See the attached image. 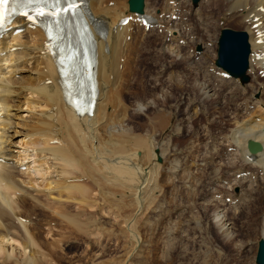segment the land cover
Segmentation results:
<instances>
[{
  "label": "bare ground",
  "instance_id": "obj_1",
  "mask_svg": "<svg viewBox=\"0 0 264 264\" xmlns=\"http://www.w3.org/2000/svg\"><path fill=\"white\" fill-rule=\"evenodd\" d=\"M87 1L89 14L106 28L105 36H95L98 97L92 114H77L66 100L57 70L58 65L54 54L46 49V37L42 29L24 18H17L12 25H18L20 31H15L14 28L0 41V264H59L62 251L70 247L69 243L73 242L74 237L92 235L88 228L90 223L96 221L92 216L97 212L105 215L112 210L122 218L131 241L138 242L139 232L135 226L137 217L142 209L146 208L151 196L157 192V174L159 176L167 165L163 167V163L157 160H166L162 141L179 134L176 122H172L170 112L166 109L146 116V127L143 131H137L130 125L129 116L135 112L144 114L147 106L135 100L127 112L122 92L128 83V77L124 74V63L132 48L127 40L131 33L130 25L133 23H130V20L125 24L119 22L121 18L130 15L121 9L126 1ZM210 1L201 0L200 4ZM225 2L226 8L222 15L232 14L240 17L250 44L247 70L249 79L240 83V86L237 85L240 88H236L242 94L250 91L252 96L234 105L236 113L228 112V119L233 124L223 134L225 148L229 151V167L226 171L236 180L235 194L240 201V194L245 190H257L259 196H264V0ZM211 3L212 6H217L222 1ZM190 5L192 6V3ZM125 6L127 7L126 3ZM201 7L199 6V11ZM158 10V14H151V20L156 19L152 25L156 24L159 31L164 23L167 24V39H179L180 35L175 28L180 27L170 25L176 18L173 8L166 5ZM197 12L196 10L195 14ZM210 18L208 16V19ZM146 32L142 33L141 37L150 36L152 33ZM216 39L217 37L214 40ZM186 44L188 45V41ZM193 46L190 45V48ZM204 46L206 47V44ZM187 48L189 49V45ZM159 49L163 53L167 52L182 59L184 57L180 55L178 48L163 42ZM207 59L209 58L205 59L208 62ZM22 71L27 74L18 73ZM203 81L198 83V87L201 96L207 100L213 94L214 88L211 83ZM13 97H18V100ZM155 104L162 105L158 101L155 102L154 98H148L149 106ZM14 116L16 120L12 119ZM157 124L160 127L158 130ZM18 134L21 138L14 140ZM159 136L161 138L158 139ZM155 138L158 143L154 145ZM249 138L259 142L258 150H249ZM227 157L225 159H228ZM172 168L173 166L170 169ZM214 174L215 180L220 177V174ZM225 174L221 176L224 177ZM239 178H242L240 182L243 186L237 181ZM259 202L261 211L249 220L250 231L255 237L246 235L244 240H233L235 212L229 217L221 215L219 210L213 213L217 229L221 235H225L226 243H238L243 249L251 247L259 239L264 240V198H260ZM245 205L243 202L237 207L240 206L241 210ZM126 211L127 214H124ZM53 221L59 222L58 228L50 225Z\"/></svg>",
  "mask_w": 264,
  "mask_h": 264
},
{
  "label": "rangeland",
  "instance_id": "obj_2",
  "mask_svg": "<svg viewBox=\"0 0 264 264\" xmlns=\"http://www.w3.org/2000/svg\"><path fill=\"white\" fill-rule=\"evenodd\" d=\"M124 1H126L127 5V0H121L122 3ZM147 1L149 11H153L156 8L155 11H157L158 8L163 7L167 2H170L177 9V20L172 25L180 27L176 28L180 33V41H174L169 44L170 42L165 41L166 36L164 38V35L156 31H152L150 36L141 37V34L146 31H143L142 28L135 24H131L130 28L132 30H130L131 33L127 42L129 41L133 45H130L132 48H130L129 54L126 55L124 63V74L126 78L128 77V83L126 84L128 88L125 87L122 92L126 108L128 109L127 112L135 100H139L143 105L147 106L144 114L135 112L129 116L130 125L133 129L143 131L146 127V116L153 112H163L166 109L170 112L169 116L172 122H176L178 125H176V128L179 134L169 139L164 138V142L162 141L164 156L166 154L164 159L166 160L162 158L160 160L157 158V160L159 163H163V167L167 165L164 168L165 172H160L159 176L157 174L159 182L157 192L148 200L146 208L139 213L138 216L140 218L137 217L138 220H136L135 226H137L136 229L139 232L138 242H135V240L131 241L132 239L126 232L127 230H125L122 218L117 216L112 210L111 212H107V210L105 215L97 212L92 216L97 222L90 223L88 228V230H91L92 235L74 237L72 239L73 242H68L70 247L67 246L68 248L62 251V262L60 260L59 264H256L255 256L258 240L251 247L243 249L240 248L238 243H226L225 235H221L217 229V224L214 222L215 214H213L218 210L221 215L224 214L227 217L231 213H236L233 218L235 227L234 241H237V239L244 240L246 235L247 237H255V234L250 231L249 224L251 223L249 220L251 216H255L256 213L261 211L259 200L264 198L262 195L259 196L260 193L257 190L253 192L245 190L243 194H240L242 195L240 196V201L243 200L244 205H246L242 206L241 210L240 206L239 208L237 207L243 202H240L235 194L234 183L236 180L230 172L226 171L229 167L227 166L229 165L227 164V162L229 163V158L227 157L229 151L225 148L223 134L233 124L228 119V112L230 111L234 114V105L240 100H248L252 95L250 91H246L243 94L238 92L236 87L241 84L233 78L219 76L213 67V63L210 62V59L211 61L213 60V51L209 49L211 45L208 43H211L217 37L215 35L219 34L220 29L224 26L236 30L243 29L241 19L239 16L230 15L232 17L229 18L227 16L226 18L229 21H226L227 19L221 16L226 8L225 0H209L210 3L213 1H222V3H219L220 6L217 4V6H212V3L210 4L209 2L204 3L201 5L202 7L200 6L202 8H200L201 11H199V7L193 8V5H190L191 0ZM122 3L121 5H123ZM125 3L123 5L125 8L121 6L123 12L127 11ZM181 4L186 5L183 7ZM187 5H189L188 8L186 7ZM196 10L198 12L195 14ZM197 15L199 20L202 19L200 21L203 23L198 20ZM200 15H203V17L200 18ZM208 16L209 18L214 17L213 20H210L212 18L208 19ZM193 17L196 21L192 19ZM184 30L186 33L188 31L190 33L191 31L195 32L187 33L188 38H186ZM147 32L149 33V31ZM189 38L193 40L191 41ZM195 38L196 40H194ZM200 40L203 43H200ZM187 41L189 49L187 48ZM162 42L168 44V46L178 48L180 55L184 56L183 59L167 52L163 53L159 49ZM195 44H201L202 46L206 44V47H203V51L206 53L202 51L200 54H196ZM190 45L194 46L190 48ZM209 50L210 53H208ZM206 58H209L207 59L208 62L205 60ZM196 61L199 62L196 63ZM201 65L207 66L203 68ZM25 72L18 73L27 74ZM213 75L219 78L213 77ZM203 80L208 84L211 83L212 88L215 89H213V94L207 100L201 96L198 87V83L204 82ZM233 80L234 82H232ZM157 94L159 97H156ZM254 96L256 97L257 95L255 94ZM148 98H154L155 102L158 101L162 105L149 106ZM13 99L18 100V97H13ZM215 104L217 105L215 106ZM12 119L16 120V117L14 116ZM158 129H160L159 124H157ZM19 138H21L20 134L16 135L14 140ZM159 138L161 137L159 136ZM156 143H158L157 140L154 145ZM166 150L168 153H166ZM222 152L224 153L222 154ZM225 157L228 159H225ZM171 166L174 169L172 168L171 170ZM166 169L171 171L166 172ZM214 173L220 174V177L216 180ZM221 174H225V176L223 177ZM227 175L228 177H226ZM241 180L242 178H239L237 181L241 183ZM210 182L213 183L210 184ZM218 182L220 183L218 184ZM240 186H243V184L241 183ZM16 194L19 195L18 192ZM233 197L236 199H233ZM232 199L238 203H235ZM229 204L233 205L229 206ZM220 207L225 209L221 210ZM124 214H127V211ZM37 218L39 217L37 216ZM58 223L53 221L50 225L53 228H58ZM134 243H137L136 246ZM132 247L135 248L133 249Z\"/></svg>",
  "mask_w": 264,
  "mask_h": 264
},
{
  "label": "snow or ice",
  "instance_id": "obj_3",
  "mask_svg": "<svg viewBox=\"0 0 264 264\" xmlns=\"http://www.w3.org/2000/svg\"><path fill=\"white\" fill-rule=\"evenodd\" d=\"M67 4L64 8H59L57 5L61 0H0V27H3V22L6 19L5 11H11L14 14L24 17L30 24H36L37 18L46 17L48 27V39L59 40L61 33L68 27L69 20L74 22V15L72 17L66 16L69 13H78L79 9L76 7V0H64ZM11 5L9 8L8 6ZM48 6L49 11H45L44 7ZM74 56L71 51L61 60V64H71Z\"/></svg>",
  "mask_w": 264,
  "mask_h": 264
},
{
  "label": "water",
  "instance_id": "obj_4",
  "mask_svg": "<svg viewBox=\"0 0 264 264\" xmlns=\"http://www.w3.org/2000/svg\"><path fill=\"white\" fill-rule=\"evenodd\" d=\"M194 4L198 0H192ZM143 0H128V8L131 12H143ZM249 44L247 34L244 31L222 29L218 39L216 65L226 70L233 76H239L241 81H247L245 71L248 65ZM249 141L250 147L254 144ZM253 145V146H252ZM258 264H264V240L260 239L256 254Z\"/></svg>",
  "mask_w": 264,
  "mask_h": 264
}]
</instances>
